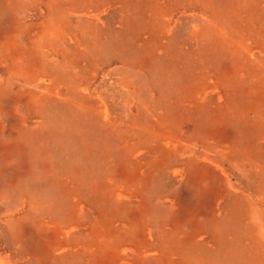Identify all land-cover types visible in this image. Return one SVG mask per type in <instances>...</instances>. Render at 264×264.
<instances>
[{"label": "bare ground", "instance_id": "6f19581e", "mask_svg": "<svg viewBox=\"0 0 264 264\" xmlns=\"http://www.w3.org/2000/svg\"><path fill=\"white\" fill-rule=\"evenodd\" d=\"M158 1L153 0L152 8L141 0H129L131 5L122 7L120 11L126 9L135 17L130 30L120 17L122 29L104 28L93 16L84 17L73 28L65 20L67 5L76 7L90 0L64 4L20 0V10L44 5V14L13 26L5 23L0 30V111L3 105L9 108L15 103L16 109L23 107L25 112L24 117L16 116L21 129L7 137L11 142L4 149L11 154L25 149L27 154L20 161L15 158L14 180L0 175L1 185L23 200L21 209L7 215L8 225L0 230V264H11L16 256L13 250L8 252L11 259L5 254L4 243L11 247L20 237L41 240L31 231L39 215L70 218L72 206L77 208L81 198L71 202L69 195H86L93 210L101 207L103 194L97 182L102 174L97 163L103 162L104 167L106 161L100 158H110L112 167L138 151L149 162L146 177H130L136 189L148 187L153 202L165 195L162 186H167L166 181L184 176L201 192V213L195 216L211 210L212 214L219 212V217L207 224L197 222L183 232L178 221L171 219L164 225L160 220L163 244L171 254L167 256L151 234L146 214L151 217L158 211L152 202L147 203L145 192L139 194L140 201H129L133 198L123 194L125 203L138 204L141 209L138 222L128 218L131 227L121 225L131 231L113 239L110 231L117 220L113 217L121 211L113 206L106 214L98 213L100 223L90 230L92 247L84 244L79 249L85 252V264H144L151 257L153 264H264V99L254 101L258 91L253 85L264 78V60L258 75L245 71L253 59H264V0H195L190 6L201 10L206 30L194 31L190 37L183 34L187 46L179 43L175 50L169 43L178 34L172 37L168 31L172 20L156 6ZM166 1L170 10L179 0ZM144 6L151 11L148 18L141 15ZM66 39L72 42L71 50ZM111 67L129 76L136 90L129 94L145 120L134 122L119 116L110 93L123 89L122 80L109 86ZM45 78L50 85L43 83ZM236 78L241 84L234 83ZM254 118L259 122L251 127ZM23 123L29 127L23 128ZM33 137L40 141L37 158L28 156ZM196 140H201V160L194 150L191 158L177 153L187 152ZM70 168L77 169V174H68ZM63 179L69 187L62 185ZM116 189L109 187L112 193ZM13 195L4 201L10 209L15 204ZM165 202L177 209L176 203ZM65 228L59 224L50 228L47 241L34 242L23 252L41 264H71L66 261L73 249L61 248ZM130 245L137 247L134 258L128 260L125 248ZM55 250L66 253L59 258L63 262L55 261Z\"/></svg>", "mask_w": 264, "mask_h": 264}, {"label": "rangeland", "instance_id": "374dc122", "mask_svg": "<svg viewBox=\"0 0 264 264\" xmlns=\"http://www.w3.org/2000/svg\"><path fill=\"white\" fill-rule=\"evenodd\" d=\"M72 1L74 0H59V3L64 4L65 2L68 3ZM126 1H127L126 3H123L121 0H90L88 4L79 3L76 7L67 5L68 9L64 12L65 20H68L69 22H71L73 28H76L77 24L84 21L82 20L84 17L93 16L98 19L97 23L99 25L104 26V28H110V27L115 28L116 27L118 29H122L121 28L122 25L118 24V18L120 17L123 20V24L127 26V29L133 30L136 24L135 17L131 15L130 12L126 9H124L123 11H120L122 10L123 6L128 7L129 5H131L129 3V0H126ZM141 2L143 4L144 3L148 4V8L150 7L152 8L153 0H141ZM192 2L195 3V0H179L175 5L172 4V7L170 8V10H168L167 8L166 0H159L156 5L158 8L162 9V12H165L164 15H166L165 18L167 20L171 18L172 24L168 31L172 32V37L176 32L178 34L176 35L177 39L175 40V42L172 45L171 43H169L170 49L172 48V50L177 49L179 46V43H180V46H183L185 44L187 46L186 39H181L183 34L186 35V37H190L192 33H194V31H198L201 33V30L202 31L206 30L203 27V24H206V22H205V19L201 16V10H199L198 8H192L190 6V4L191 5L194 4ZM19 5H20V0H0V30L2 29L5 23L8 24V22L9 23L11 22V26H13L14 25L13 23L18 24L20 22H24L25 20H30V21L35 20L37 19V17L43 15L45 12V9L43 7L44 5L42 7H36L33 9L27 8L23 10H20ZM150 13L151 11H149V9L146 10L144 6L141 15L144 18H148L147 16H149ZM126 18L128 21L126 20ZM112 23L114 26L112 25L109 26ZM11 26L9 29L10 32L13 29L11 28ZM30 31H32V33H35L33 29H31ZM2 34L3 32H0V35ZM71 43H72L71 41L66 39V44L68 45L69 50H71L70 49ZM48 58H49V62L55 63L54 57L48 56ZM263 60L264 59L262 58H259L258 61L257 59L256 60L253 59L252 60L253 64L251 63L247 65L248 67L246 66L247 70L245 71L249 72L250 74H252V72L253 73L255 72V76L258 75L259 73H261V66H262ZM1 68H3V65L0 66V70ZM110 69H111V72L108 70L109 77L107 78L109 81H111V84L109 86L112 85L114 80L120 79L122 80L121 86L123 87L121 91L110 93V95L112 96V98H110L111 103L114 105L115 108L117 107V109L119 110L118 111L119 116H121V118L129 119L134 122L140 120L143 117V113L141 112L142 110L140 108L134 105V101L136 99L132 96V94H129V93H133V94L136 93V90L133 89L134 87H133L132 82H130L129 80V76L128 75L121 76V74H117L119 71L114 70V67H111ZM192 74L193 73L190 74V78L192 77ZM199 75H201V73ZM234 81H235L234 83L241 84L239 78H236ZM43 83L45 85H50V80L48 78H45ZM99 84L100 82L98 81L95 85L97 86ZM253 85L255 87V92L258 91L257 96L255 97L254 101H256L257 99L258 100L264 99V78L261 77L260 80H258V84H253ZM253 102L252 104H254ZM15 107H16L15 103L13 106L9 108L7 105H3V108L0 111V132L2 130L4 131L6 130L5 134L2 135L1 133L0 135V175L4 174L6 177H11V179L13 180H14V171L12 169L17 164L15 158L18 157V160L20 161L22 157H26L27 155V154H24L26 153L25 149H23V151L21 150L23 153H21L20 150L18 152H15L14 150H12V154L10 153V151L4 149V146H6L7 143L11 142V140H7V137L11 138V135L13 133H17L18 130L21 129L20 121L18 120V117L16 116L17 115H20L22 117L25 116L23 107H18V109H16ZM199 109H201V107L198 108V111ZM142 119L145 120V117H143ZM258 122H259L258 118L252 119L251 127L258 125ZM28 127L29 126L27 124L23 123V128H28ZM23 131L25 130L23 129ZM27 135L35 136L34 133H31V134L27 133ZM39 142L40 141L37 137L31 138V141L29 142L30 147L27 148L29 157L37 158L39 156V147H38ZM200 143H201V140L193 141L192 145L187 143V145H190L188 147L189 148L188 151L182 153V152H179V150H177V153L184 158H191L190 151L194 150L197 156L200 155V160H201ZM192 146L194 147V149ZM142 156L143 155L140 153V151H138L128 156V160H125V162H123L122 164L117 163L113 165L112 167H109V164H111L110 158L106 159V158H103L102 156L100 158V161L101 160L104 162L106 161V165L103 167V162L100 164L97 163V166L102 174L97 184L100 186L98 190L101 191L103 194L102 200L104 201V204L101 207L98 206L95 210H93L89 205L86 195L81 196V197H75L73 195H69L68 200H70L71 202L76 201L75 199L81 198L80 203L77 206V208L72 206V208L74 209V213L72 214L70 218H64V214H62V216L55 217V218L51 215H48V218L46 216H41V215L37 217L39 223L33 224V228H31V231L35 233L36 235H40L41 240L37 238L33 240H25L24 238L20 237L17 239L16 243L11 247L5 245L6 243L3 244V247H4L3 249L7 251L5 252V254L7 253V255H9L8 252L12 250L16 252V256L14 257V260L11 262V264H41L42 262L24 253L23 249L27 250V247L32 246L34 242L42 243L44 240L47 241L50 228H53L58 224L60 225V227L61 226L66 227L65 228L66 233H64L63 231V234L61 236V239L63 242V245L61 248H67L68 250L73 249L71 251L76 252L75 256H72L70 254L71 251L68 252L69 258L67 259L66 263L85 264L86 263V261L84 260V258H86L85 252L79 251V249L81 248L82 245L84 244L91 245L90 243L93 242V240L90 237V230L98 226L100 223V221L98 222V219H97L98 213L103 212L104 214H106V209L111 210L113 206H116L121 211V213L116 214L113 217V218H116L117 220L115 221V224L113 226V231H110V234L112 235L114 239V237L117 234L124 235V234L129 233L131 231V228H127V227L125 228L121 224L128 225L126 223L128 218H131L132 222L134 220L138 222V220L136 219V216H138V212L141 209L139 210L138 204L134 205V204L125 203L126 201L123 200L124 199L123 194H125L126 197L133 198L132 200L129 199V201H140L141 200L142 196L139 194L141 193L142 190H139L140 188L139 189L135 188V184L130 180V177L136 178L140 175L146 177L148 175V173H146L145 171V167H147V163L149 162V160L144 159ZM173 160L174 159L169 161V164ZM76 170L77 169L75 168H70V169H67V173L68 174L72 172L76 173ZM112 175H116V176L113 177ZM122 175L124 177H122ZM166 182L168 183L167 186L163 183L166 186V188H164L165 187L164 185L163 186L161 185L162 189L164 190L165 195L164 196L160 195L159 198L153 202L150 199L149 192H147L148 187L143 189L142 193L145 192L144 198L147 200V203L152 202L151 206H154V208L158 211V214L151 213V217H150L149 212H147L146 214L147 218L149 219L151 223L150 230L154 238V241L156 242L158 239L161 250L164 252V254H166L167 256H170L171 255L170 252L168 253L166 251V248L163 244L164 238L162 237V233L164 231L163 226L165 224H168L167 221L171 219L173 222L178 221V223L182 224V228H181V231H182L183 229L184 230L189 229V228L192 229L193 224L197 222L203 221L207 224L214 219H218L219 212H217V214H212V211L208 210L203 213L202 217L201 215L199 217L195 216L196 212L201 213V199L199 200L200 193H201L200 189L195 188L193 186L191 187V185L187 182V179L184 176L183 177L181 176L179 181H174V182L166 181ZM62 185L65 187H69L68 181H66V179L62 180ZM110 186L113 188V190H114V186H115V189L116 188L118 189H116V191L112 193L109 190ZM11 192L12 191L10 187L9 188L6 186L4 187L0 183V194H1L0 195L1 196L0 197V230L3 228H6L8 225L6 216L9 215L10 213L16 214L17 208L21 209L23 205V200H20V198H14L13 194L12 195H13L15 204L12 206V208L10 209L4 205V201L12 198ZM128 193H131L132 195L129 196ZM118 194L121 195V197H119ZM162 198H165V199L163 200ZM167 200L173 203H176L177 209L174 210L171 204L166 203L165 201ZM198 201H199V208L196 209L195 206L198 203ZM221 212L222 210H220V213ZM106 220L107 218L103 220L105 224H106ZM160 220L164 224L162 227L160 225ZM18 224L19 226H22L21 223H18ZM136 226L137 224L134 225V228H136ZM72 228H75L76 231L75 230L71 231ZM181 231L179 233H181ZM134 247H137V246L130 245L129 248L128 247L125 248L127 252H129V253H126L127 255H129L128 260L130 258L131 259L134 258V252L136 251ZM59 250L54 251V253H56L55 261L57 260V261L63 262L64 260L59 259V258L61 256L66 255V253L64 251H59ZM174 255L175 253H173V256ZM24 256L26 257V259L24 258ZM9 257L11 259L10 255ZM152 260L153 259L151 257V259L147 260L146 263L144 262V264H153ZM43 264H46V263L43 262Z\"/></svg>", "mask_w": 264, "mask_h": 264}]
</instances>
